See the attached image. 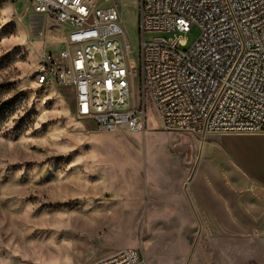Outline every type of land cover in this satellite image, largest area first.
I'll use <instances>...</instances> for the list:
<instances>
[{
  "label": "rangeland",
  "instance_id": "1",
  "mask_svg": "<svg viewBox=\"0 0 264 264\" xmlns=\"http://www.w3.org/2000/svg\"><path fill=\"white\" fill-rule=\"evenodd\" d=\"M114 1L136 71L138 0ZM66 31L33 13L28 0H0V264H90L123 248H138L147 264H173L166 260L171 230L186 243L177 247L186 250L181 264H264V224L255 221L262 218L249 224L243 215V229L201 224L209 214L192 204L217 193L234 199L258 192L200 171V144L218 138L163 130L150 109L142 130L102 131L75 115L71 88L37 84L42 54L60 50ZM198 34L196 26L176 32L186 41L180 49ZM173 36L146 32L144 42ZM133 95L138 99L136 75ZM153 224L161 228L149 232ZM255 231L261 245L237 239Z\"/></svg>",
  "mask_w": 264,
  "mask_h": 264
},
{
  "label": "built area",
  "instance_id": "2",
  "mask_svg": "<svg viewBox=\"0 0 264 264\" xmlns=\"http://www.w3.org/2000/svg\"><path fill=\"white\" fill-rule=\"evenodd\" d=\"M28 4L67 29L61 49L41 56L33 72L37 84L71 88L75 115L92 119L99 130H142L150 109L163 130L202 138L264 133V0H138L136 71L114 0ZM192 26L199 30L196 40L180 49L186 41L175 33ZM146 32L174 36L146 43ZM90 264L146 262L138 248H123Z\"/></svg>",
  "mask_w": 264,
  "mask_h": 264
},
{
  "label": "crops",
  "instance_id": "3",
  "mask_svg": "<svg viewBox=\"0 0 264 264\" xmlns=\"http://www.w3.org/2000/svg\"><path fill=\"white\" fill-rule=\"evenodd\" d=\"M214 138H218V142L211 143L212 141L210 140L207 144L206 142L200 144V149L203 151V157L198 166L200 171L210 174L212 170L218 175L217 177L226 182L228 181L227 178L232 177L239 182L245 183V186L250 190H258V192L241 191L234 199H229L226 195L220 193L213 195L212 199L210 196L197 198L196 202H192L196 212L209 214L208 219L206 221L199 220L200 223H228L243 229L241 224H245V218L248 217L249 224H253V221L260 217V219H263L262 222L259 220L255 221L258 224H264V133L222 134L216 135ZM202 176L205 175L202 174ZM256 203H260L262 208H258ZM232 204L237 209L232 210L230 207ZM209 218L212 220H209ZM158 228L160 227L153 224L149 232ZM174 234V231L171 230L169 238H166L167 240L170 239L173 245L166 255V260L173 264H181L186 250L184 251L183 248L177 249V247L186 246V243L178 234ZM236 236L237 239L245 240L248 244H262L257 239V231L242 235L237 234ZM145 239L147 240L146 249H148L149 237L147 236ZM175 246L176 249H174ZM179 251L181 253H178Z\"/></svg>",
  "mask_w": 264,
  "mask_h": 264
},
{
  "label": "bare ground",
  "instance_id": "4",
  "mask_svg": "<svg viewBox=\"0 0 264 264\" xmlns=\"http://www.w3.org/2000/svg\"><path fill=\"white\" fill-rule=\"evenodd\" d=\"M8 2H13V1H8ZM9 7H10V5L9 4H5L4 6H3V8H2V13L3 14H5L6 12H7V10L9 9ZM2 14V15H3ZM50 21V20H49ZM53 22V21H52ZM55 23V22H54ZM56 24H58V23H56ZM62 44V43H61ZM43 55V54H42ZM126 130H128L127 128H125ZM104 131H106V130H104ZM128 131H130V130H128ZM134 132H137V131H134ZM89 145V144H88ZM97 153V152H96ZM98 154V153H97ZM101 155V154H100ZM161 228V227H160ZM159 229V228H158ZM157 230V229H156ZM156 232V231H155ZM154 236V235H153ZM151 237L152 236H150L149 237V244H148V248H150V245H151ZM171 237V236H170ZM154 239V238H153ZM164 240V239H163ZM163 240H162V242H163ZM161 242V244H163ZM154 243V242H153ZM158 246V245H157ZM156 253V252H155ZM163 253V252H162ZM161 254V253H160ZM153 255H154V252H150V254H149V258L153 261V259H154V257H153ZM155 257H156V254H155ZM153 258V259H152ZM157 260V259H156ZM146 262V261H145Z\"/></svg>",
  "mask_w": 264,
  "mask_h": 264
}]
</instances>
